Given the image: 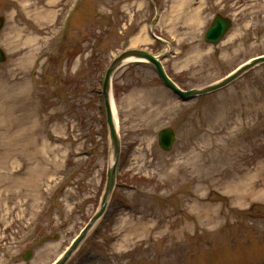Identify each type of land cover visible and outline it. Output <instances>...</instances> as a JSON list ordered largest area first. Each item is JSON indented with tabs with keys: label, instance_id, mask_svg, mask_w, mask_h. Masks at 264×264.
Here are the masks:
<instances>
[{
	"label": "rangeland",
	"instance_id": "1",
	"mask_svg": "<svg viewBox=\"0 0 264 264\" xmlns=\"http://www.w3.org/2000/svg\"><path fill=\"white\" fill-rule=\"evenodd\" d=\"M218 13L232 27L212 45L204 33ZM0 16V264H51L98 208L102 79L121 51L161 54L182 89L264 55V0H0ZM111 83L116 185L66 264H264V63L190 100L146 62ZM31 126L34 149L21 151ZM164 127L176 134L169 151Z\"/></svg>",
	"mask_w": 264,
	"mask_h": 264
},
{
	"label": "water",
	"instance_id": "2",
	"mask_svg": "<svg viewBox=\"0 0 264 264\" xmlns=\"http://www.w3.org/2000/svg\"><path fill=\"white\" fill-rule=\"evenodd\" d=\"M4 17L0 16V31L4 25ZM232 26V20L221 14H216L208 28L204 33V40L209 43L216 45L224 37L226 32ZM159 39V38H158ZM161 54H153L145 49H126L119 53L108 65L105 70L104 77L102 80L101 95L105 108V116L108 127V139H109V163L106 170V181L105 186L100 198L99 206L91 216L89 221L84 225L76 237L71 241L69 246L64 252L51 264H65L70 257L77 251L81 243L84 241L88 233L92 230L95 224L100 220L106 211L109 199L113 192L116 184V174L118 170L119 157L121 152V139L116 126V120L114 118V112L112 110V76L118 68L129 62H146L154 66L156 74L163 82V84L178 95L182 100H190L205 94H209L218 89H221L238 77L243 75L248 70L264 63V55L253 57L246 62L239 65L236 69L229 72L221 79L207 84L202 87L182 89L177 85L166 73L164 66L161 62ZM6 60V54L0 47V63ZM175 141V132L171 127L162 128L158 132V144L164 151H169ZM32 251L28 250L24 259H29Z\"/></svg>",
	"mask_w": 264,
	"mask_h": 264
},
{
	"label": "bare ground",
	"instance_id": "3",
	"mask_svg": "<svg viewBox=\"0 0 264 264\" xmlns=\"http://www.w3.org/2000/svg\"><path fill=\"white\" fill-rule=\"evenodd\" d=\"M145 41H146V37L139 33L135 38H133L132 43L138 44V43H143ZM112 110L114 112V118L116 120V114H115L113 103H112ZM34 133H35V130H34L33 126H31L29 129L26 130V133L22 136L23 138H21L22 141L18 142V144L16 143L19 150L31 151L34 149V144H35ZM203 217L207 219L208 223H210V222H212L211 220L214 218V214L209 215V212H206L205 215H203ZM152 229L153 228H151V227L148 228L146 230V233H148V234L151 233Z\"/></svg>",
	"mask_w": 264,
	"mask_h": 264
}]
</instances>
